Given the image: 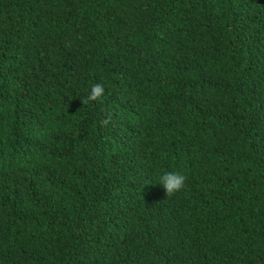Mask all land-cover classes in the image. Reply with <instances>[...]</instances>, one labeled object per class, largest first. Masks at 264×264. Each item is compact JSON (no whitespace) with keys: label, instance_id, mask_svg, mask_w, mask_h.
<instances>
[{"label":"trees","instance_id":"1","mask_svg":"<svg viewBox=\"0 0 264 264\" xmlns=\"http://www.w3.org/2000/svg\"><path fill=\"white\" fill-rule=\"evenodd\" d=\"M0 264H264V0H0Z\"/></svg>","mask_w":264,"mask_h":264},{"label":"clouds","instance_id":"2","mask_svg":"<svg viewBox=\"0 0 264 264\" xmlns=\"http://www.w3.org/2000/svg\"><path fill=\"white\" fill-rule=\"evenodd\" d=\"M104 86L101 83H95L90 87L89 94L82 99L83 104H88L93 101H101L104 96ZM111 117L102 121V125H107ZM160 183L165 190L166 196H171L180 192L185 187L186 177L178 172H165L158 177Z\"/></svg>","mask_w":264,"mask_h":264}]
</instances>
